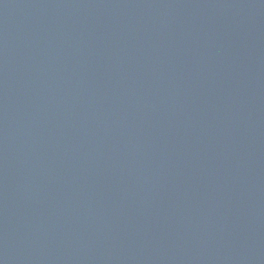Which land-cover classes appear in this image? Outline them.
Wrapping results in <instances>:
<instances>
[{"label": "water", "instance_id": "1", "mask_svg": "<svg viewBox=\"0 0 264 264\" xmlns=\"http://www.w3.org/2000/svg\"><path fill=\"white\" fill-rule=\"evenodd\" d=\"M0 264H264V0H0Z\"/></svg>", "mask_w": 264, "mask_h": 264}]
</instances>
